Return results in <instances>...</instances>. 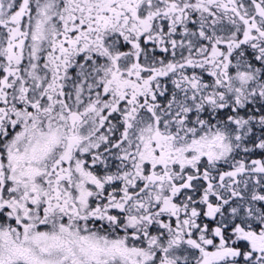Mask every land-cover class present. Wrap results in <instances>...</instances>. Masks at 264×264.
<instances>
[{
	"label": "snow or ice",
	"instance_id": "1",
	"mask_svg": "<svg viewBox=\"0 0 264 264\" xmlns=\"http://www.w3.org/2000/svg\"><path fill=\"white\" fill-rule=\"evenodd\" d=\"M0 264H264V0H0Z\"/></svg>",
	"mask_w": 264,
	"mask_h": 264
}]
</instances>
